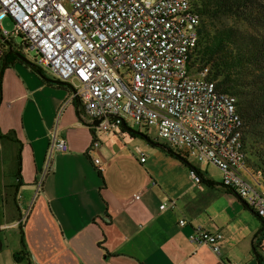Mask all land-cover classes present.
I'll return each instance as SVG.
<instances>
[{
    "label": "crops",
    "instance_id": "obj_1",
    "mask_svg": "<svg viewBox=\"0 0 264 264\" xmlns=\"http://www.w3.org/2000/svg\"><path fill=\"white\" fill-rule=\"evenodd\" d=\"M0 69V143L9 161L14 146L21 158L20 180L10 181L2 198L0 225L7 228L0 233L20 232L27 256L14 259L0 241V264H262L264 221L220 186L221 176L124 137L104 135L90 154L89 125L76 101L66 103L67 86L50 83L56 79L33 71L9 48ZM52 133L68 151L53 153L51 171L35 193ZM136 149L147 153L144 163ZM92 158H99L102 173ZM190 166L212 185L194 183ZM170 202L174 208L160 210ZM23 206L29 212L20 227ZM180 219L185 226H178ZM196 227L223 235L218 255L189 242Z\"/></svg>",
    "mask_w": 264,
    "mask_h": 264
},
{
    "label": "built area",
    "instance_id": "obj_2",
    "mask_svg": "<svg viewBox=\"0 0 264 264\" xmlns=\"http://www.w3.org/2000/svg\"><path fill=\"white\" fill-rule=\"evenodd\" d=\"M6 17L14 23L11 33L1 32ZM199 23L189 0H0V57L12 50V36L20 37L34 52L35 67L66 84V103L79 104L91 131L88 153L100 148L99 136L115 133L128 117L175 151L215 167L220 186L264 221V186L260 174L248 170L236 99L216 90L208 67H190ZM67 151L65 140L52 133L35 193L51 171L53 153ZM136 152L144 163L145 154ZM92 163L104 171L99 158ZM189 176L200 183L194 170ZM166 208L174 203L160 206ZM186 223L180 219L178 226ZM188 240L218 255L223 235L196 227ZM259 245L264 264V239Z\"/></svg>",
    "mask_w": 264,
    "mask_h": 264
},
{
    "label": "trees",
    "instance_id": "obj_3",
    "mask_svg": "<svg viewBox=\"0 0 264 264\" xmlns=\"http://www.w3.org/2000/svg\"><path fill=\"white\" fill-rule=\"evenodd\" d=\"M189 3L200 18L190 67L196 71L208 67V78L215 82L216 90L236 99L247 166L260 174L264 186V5L259 0H189ZM233 23H240L254 33L242 31ZM28 66L39 73L35 66ZM1 75L0 69V91ZM120 129L125 132L123 127ZM167 152L173 155L170 150ZM15 162L14 179L18 181L20 147ZM190 169L199 176L200 183L212 185L199 170L192 166ZM16 187L10 186L15 190ZM22 246L18 258L26 256L23 240Z\"/></svg>",
    "mask_w": 264,
    "mask_h": 264
},
{
    "label": "rangeland",
    "instance_id": "obj_4",
    "mask_svg": "<svg viewBox=\"0 0 264 264\" xmlns=\"http://www.w3.org/2000/svg\"><path fill=\"white\" fill-rule=\"evenodd\" d=\"M263 5H264V0H259ZM233 25H235V27L241 29L242 31H247L250 33H254V31L244 25H241L240 23H233ZM14 30V23L13 21L6 17L5 19L2 20L1 22V32H7V33H11ZM9 47L12 49V53H17L19 55H21L26 61H28L31 65L35 66L34 63V52L26 49L25 46L23 45L22 40L20 39V37H15L12 36V39L9 40L8 42ZM6 52H8V48L5 49ZM7 57L9 58V60H15L14 56H10L9 54L7 55ZM38 69V68H37ZM192 70H194V67L192 68ZM44 76H46L47 78L53 79V76L50 74L49 71L42 69L39 70ZM193 73V71H192ZM124 123L126 124V126L132 130L138 131L141 134H143L147 140L136 136V137H131L127 132H123L121 129H118L115 133H106L104 135H111V136H116L119 139L124 137L126 139H134L135 140V145H139V146H143L145 145L148 148L151 149H157L158 151H161V153L166 154V155H171L168 154V150H170L173 155H178L181 156L184 161H186L188 164L191 165H199L200 163L196 162L195 160H193L192 158L188 157L186 154H183L180 151H175L174 149H172L163 139L159 138L155 131L152 130L151 132L147 131V128L141 126L138 127L136 126L133 121L128 118L125 117L124 118ZM104 135L102 134L101 136H99V143L101 144V140L103 139ZM144 147V146H143ZM16 146H14V148L12 149V155H11V160L9 161V149L5 146L4 143H0V210H1V203H2V198L3 196H5V189L6 186L9 185V182L12 181L14 179V174H15V169H16V162H15V154H16ZM145 154H147L145 152ZM204 166L207 168V172L208 174L215 179H220V172L213 166L211 165H206L204 164ZM250 171V173H252V175H256V173H254L251 169H248ZM262 181V180H261ZM35 198V196H34ZM21 208V215L22 218L24 219L26 214H28L29 212V208H25L20 207ZM24 223V222H23ZM15 227L11 228L14 229ZM10 230V229H9ZM20 232L14 231V232H8L7 231H1L0 233V241L1 242H7L10 250L12 251V253H14V259H18V254L20 253L21 249H22V244L20 242ZM16 264H26L24 260L19 261Z\"/></svg>",
    "mask_w": 264,
    "mask_h": 264
},
{
    "label": "water",
    "instance_id": "obj_5",
    "mask_svg": "<svg viewBox=\"0 0 264 264\" xmlns=\"http://www.w3.org/2000/svg\"><path fill=\"white\" fill-rule=\"evenodd\" d=\"M14 55H15V57H16L18 60H20L21 62H23V63H25V64H27V65L30 64V63H29L28 61H26L21 55H19V54H17V53H14ZM48 81H49L50 83H52V84L65 85V86H66L65 83H62V82H60V81H58V80H48ZM96 124H97V121H95V122L93 123V125H96ZM122 127L125 129V131H126L127 133L132 134V135H135V136H139V137L143 138V134H141V133L138 132V131H135V130H132V129L128 128L124 122L122 123ZM143 139L147 140L146 138H143Z\"/></svg>",
    "mask_w": 264,
    "mask_h": 264
}]
</instances>
